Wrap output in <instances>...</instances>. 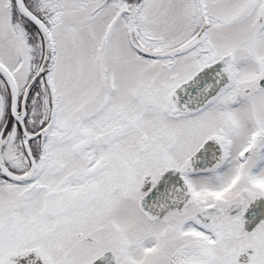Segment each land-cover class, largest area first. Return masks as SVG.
Returning <instances> with one entry per match:
<instances>
[{
  "label": "snow or ice",
  "instance_id": "snow-or-ice-1",
  "mask_svg": "<svg viewBox=\"0 0 264 264\" xmlns=\"http://www.w3.org/2000/svg\"><path fill=\"white\" fill-rule=\"evenodd\" d=\"M0 264H264V0H0Z\"/></svg>",
  "mask_w": 264,
  "mask_h": 264
}]
</instances>
